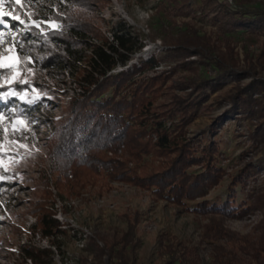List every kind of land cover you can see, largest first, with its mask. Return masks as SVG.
<instances>
[{
	"label": "trees",
	"instance_id": "obj_1",
	"mask_svg": "<svg viewBox=\"0 0 264 264\" xmlns=\"http://www.w3.org/2000/svg\"><path fill=\"white\" fill-rule=\"evenodd\" d=\"M45 2L48 6L39 14L24 0L5 1L10 16L23 21L19 60L35 70L75 68L79 89L69 100L64 120L45 141L50 167L48 173L40 170L44 190L34 204V232L38 229L47 238L59 233L53 232L60 226L52 207L55 198L79 193L102 178L149 191L182 212L208 218L197 242L161 233L156 248L161 264H202L204 244L211 264H264V181L258 190L248 188L264 164L248 162L231 175L224 195L205 199L227 175L214 138L224 119L240 114L254 120L249 137L255 145H264V78L240 84L252 73L239 65L234 36H243L247 59L252 57L250 44L258 47V57L264 53V0H160L154 8L160 23L150 37L159 39L161 49L127 67L144 46L143 38L122 22L107 35L92 22L91 14L104 1ZM9 75L10 68H0L3 105L9 103L3 97ZM230 77L235 81L227 95L230 107L206 130L187 135L207 109L210 94ZM256 211L261 218L246 234L225 224L226 219ZM140 215L124 216L127 228L121 233L90 238L85 250L92 264H135ZM21 247L23 258L32 264H50L45 259L53 256L51 247ZM87 258L79 264H86Z\"/></svg>",
	"mask_w": 264,
	"mask_h": 264
},
{
	"label": "rangeland",
	"instance_id": "obj_2",
	"mask_svg": "<svg viewBox=\"0 0 264 264\" xmlns=\"http://www.w3.org/2000/svg\"><path fill=\"white\" fill-rule=\"evenodd\" d=\"M5 1L0 12L9 13ZM24 1L30 9L40 11L39 14H43L48 6L45 0ZM102 1L104 5L95 9L91 19L106 35L115 23L122 22L143 38L144 46L131 56L125 67L159 52V39L152 40L150 36L160 23V16L154 11L160 0ZM0 20L3 21L0 23V65L10 68V75L5 80L9 89L3 92L9 103L0 104V264H32L21 254H26L21 247L23 243L37 248L51 247L53 256L45 259L50 264H79L84 256H88L86 264H92L91 255L85 250L90 238H110L116 232H123L127 228L124 216L132 218L137 212L141 215L136 234L135 264H161L156 256L161 233L199 241L202 226L208 218L182 212L166 200L154 199L149 191L102 178L92 186L83 187L79 193H64L55 198L52 207L60 226L53 232L59 233L47 238L41 236L38 229L34 232V204L41 199L44 190L40 170L46 169L48 173L50 167L45 141L52 136L55 126L64 120L71 96L79 91L75 81L77 75L75 68L35 70L34 66L22 63L18 57L21 19L0 15ZM42 23L52 27L57 25L46 20ZM234 36L239 65L252 73L240 79V84H247L252 78H264V53L258 57V47L250 44L248 50L252 51L248 52L252 57L247 59L243 36ZM234 84L232 77L227 78L222 87L210 94L205 102L207 109L188 127L187 135L206 130L214 118L230 107L227 95L233 92ZM15 86H19L20 91L12 95ZM254 124V120L238 114L224 119L217 129L214 138L219 141L220 164L227 175L209 189L205 199L224 195L231 175L237 174L248 162L256 166L264 164V145H255L249 137ZM263 181L264 166L250 179L248 188L258 190ZM261 215L256 211L242 219H226L225 224L235 232L246 234L258 224ZM208 252V245L204 244L202 264H211Z\"/></svg>",
	"mask_w": 264,
	"mask_h": 264
},
{
	"label": "snow or ice",
	"instance_id": "obj_3",
	"mask_svg": "<svg viewBox=\"0 0 264 264\" xmlns=\"http://www.w3.org/2000/svg\"><path fill=\"white\" fill-rule=\"evenodd\" d=\"M16 3H20V0H16ZM3 8V0H0V9ZM0 15H10V13H5V12H0ZM13 19H19L18 16H13ZM0 23H3L2 20H0ZM21 23H23V21H21ZM0 67H6L5 65H0ZM7 95V94H6ZM12 95H16V93H12ZM21 99H23V96H21ZM31 103V101H30Z\"/></svg>",
	"mask_w": 264,
	"mask_h": 264
}]
</instances>
